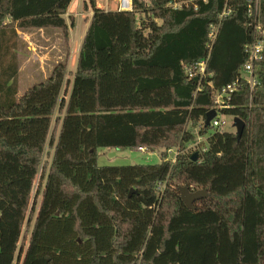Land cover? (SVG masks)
Wrapping results in <instances>:
<instances>
[{
	"label": "trees",
	"instance_id": "1",
	"mask_svg": "<svg viewBox=\"0 0 264 264\" xmlns=\"http://www.w3.org/2000/svg\"><path fill=\"white\" fill-rule=\"evenodd\" d=\"M168 1L147 9L133 0L132 12H120L90 0L73 80L67 60L59 62L19 97L18 31H61L70 45L64 16L73 0H0V264H264V60L261 89L250 98L240 85L223 111L244 121L242 138L205 126L214 92L236 81L245 46L257 40L246 2L221 23L205 74L189 79L183 65L208 58L225 0L197 11ZM200 138L207 151L201 146L192 162L188 146ZM47 146L55 150L36 212ZM141 148L164 149L162 161L98 165L102 149ZM176 148L172 164L165 159ZM182 187L207 197L190 210Z\"/></svg>",
	"mask_w": 264,
	"mask_h": 264
},
{
	"label": "built area",
	"instance_id": "2",
	"mask_svg": "<svg viewBox=\"0 0 264 264\" xmlns=\"http://www.w3.org/2000/svg\"><path fill=\"white\" fill-rule=\"evenodd\" d=\"M101 1V0H97ZM208 0H169L166 7L174 11H182L188 9H194L197 11L199 9L200 3H206ZM237 0H225V5L222 12L219 15L218 24L212 25L209 31V55L208 58L203 60L201 63L196 65L184 64L183 68L187 77L192 79L195 75L203 76L206 71V65L214 44H216L220 25L226 18L232 16L235 9V4ZM116 10L120 12H132L133 11V0H115ZM247 7V26L252 28L257 35V40L255 43L246 45L244 48L245 55L247 56V62L244 63L237 73V79L232 84L228 85L221 90L214 92V104L212 110L216 111V118L211 122V126L214 130H222L226 125L225 116L223 111L231 107V103L234 98L239 97L240 85L246 87L249 91L250 98L254 96L256 92L261 89L262 83L260 78L261 72V62L264 60V0H245ZM108 6V4H107ZM98 8L102 9L100 5ZM94 16L93 9L91 7L90 0H73L70 9L65 14L64 18L67 21L69 32L71 33V38L74 44L79 43L82 46V27L85 22L92 19ZM75 47V46H74ZM195 70V73L193 72ZM70 74V73H68ZM70 76V75H69ZM72 80V78L70 77ZM64 96V95H62ZM64 98L68 101L69 97ZM236 118L232 117V123L234 125V120ZM204 139V138H200ZM140 152H146V149H139ZM204 152L207 148L203 149ZM168 157L165 159L170 160L172 164L176 162L180 151L168 150Z\"/></svg>",
	"mask_w": 264,
	"mask_h": 264
},
{
	"label": "rangeland",
	"instance_id": "3",
	"mask_svg": "<svg viewBox=\"0 0 264 264\" xmlns=\"http://www.w3.org/2000/svg\"><path fill=\"white\" fill-rule=\"evenodd\" d=\"M147 9L151 8V0H141ZM108 4V6H107ZM100 5L102 9L105 11H116V2L115 0H96V6ZM145 19V15H138V23ZM158 24H161L160 20H156ZM19 40H18V48L17 54L21 55L19 57V63L21 72L19 74V95H23L24 92L30 88L31 86L38 84L44 80V72H38L35 70V65H37L38 61L35 58L31 59L33 53L41 56L42 52H51L52 56L57 57L58 55L61 57V60L58 59V62H65L67 60L68 71L71 70V78L73 80V76L77 69V62L79 59V54L81 51V47L79 43L75 44L72 50V43L67 45L64 35L61 31H48L46 33L45 38L42 39L41 35L38 34L37 31H18ZM45 40H47L45 42ZM44 41V42H43ZM71 42V40H70ZM55 44V48L51 45ZM54 67V64H52ZM31 69V71H30ZM36 72V73H35ZM51 69H48V75L51 74ZM39 74V75H36ZM226 125L222 128V131L228 133H236V129L232 123V118L225 116ZM214 129H211L210 133H212ZM207 139H198L195 143L188 146V152L195 153L199 148L207 147ZM171 150H177L171 149ZM164 149H160L155 152H151L146 150V152H140L139 150H118V149H102L99 151L98 165L100 167L106 166H133V165H157L162 161V152ZM49 152V151H48ZM47 164L46 172L49 170V166L51 164V157L47 153L44 156L43 164L41 167L40 175L35 184V188L32 194V205L35 207V211L37 212L39 209V205L41 203V194L40 197L37 198V192L40 189V185L42 186V178L45 176L44 167ZM45 183V182H44ZM44 186V184H43ZM183 188V187H182ZM203 191V190H199ZM196 191V192H199ZM196 204V203H195ZM31 212V211H30ZM33 221L32 224L27 223L24 227V239L22 241V246H27L30 234L34 225L35 214L32 217L31 213H29L28 220ZM19 264V263H18Z\"/></svg>",
	"mask_w": 264,
	"mask_h": 264
},
{
	"label": "crops",
	"instance_id": "4",
	"mask_svg": "<svg viewBox=\"0 0 264 264\" xmlns=\"http://www.w3.org/2000/svg\"><path fill=\"white\" fill-rule=\"evenodd\" d=\"M91 20L92 19H90V20H88L87 22H85L84 24H83V27H82V35L84 36V38H85V36H86V34H87V31H88V29H89V27H90V24H91ZM48 31H54V32H57V31H55V30H48ZM48 31H44V30H39V31H37L38 32V34H40L41 35V37H42V39H44L45 38V35H46V33H48ZM69 34H70V40H71V42L70 43H72V50H73V47L75 46V44H74V41L72 40V38H71V33L69 32ZM84 38L82 39V43H83V40H84ZM47 40H45V42H46ZM44 42V41H43ZM53 46V48H55L56 46H55V44H53V45H51V47ZM37 54H35V53H33L32 54V56H31V59L32 58H35L36 59V61H38V63H37V65H35V70L36 71H38V72H40L41 73V71L42 72H44V80H46L47 78H49V76L51 75H48V69H51V71H53V69H54V67L59 63L58 62V59L59 60H61V57L58 55L57 57H55V56H52L51 55V52H42V54H41V56L39 55V58H38V56H36ZM19 57H21V55H19ZM52 64H54V67H52ZM30 71H31V69H30ZM20 72H21V68H20ZM71 72V70H69L68 71V73H70ZM36 73V72H35ZM52 73V72H51ZM20 74V73H19ZM71 74V73H70ZM36 75H39V74H36ZM43 80V81H44ZM42 81V82H43ZM29 89V88H28ZM27 89V90H28ZM26 90V91H27ZM25 91V92H26ZM24 92V93H25ZM24 95V94H23ZM23 95H19L18 94V96L19 97H22ZM56 118H57V114L55 115V117H54V121H53V125H52V131H51V134H50V136L52 135V133H53V131H54V129H55V126H56ZM60 129H61V123H60V125L58 126V131H57V136H56V141H57V139H58V136H59V133H60ZM49 143V142H48ZM54 150H55V147L54 148H51L50 146H47V148H46V154L47 153H50V156H51V161H52V155H53V153H54ZM49 151V152H48Z\"/></svg>",
	"mask_w": 264,
	"mask_h": 264
},
{
	"label": "water",
	"instance_id": "5",
	"mask_svg": "<svg viewBox=\"0 0 264 264\" xmlns=\"http://www.w3.org/2000/svg\"><path fill=\"white\" fill-rule=\"evenodd\" d=\"M216 114L217 113L214 110H211L206 114V119H205V126L206 127L211 126V122L216 118ZM234 128L236 129L237 138L241 139L243 134H244L246 124L241 119L236 118L234 120ZM198 158H199V154L196 152L192 155L191 161L197 162ZM180 194H181L182 202L190 210L193 209V206L196 202L204 200L207 197V191H199V192L192 193L189 191V189L187 187L181 188Z\"/></svg>",
	"mask_w": 264,
	"mask_h": 264
}]
</instances>
